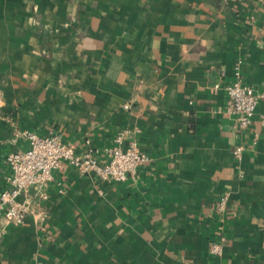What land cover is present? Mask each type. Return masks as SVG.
Returning a JSON list of instances; mask_svg holds the SVG:
<instances>
[{"label":"crops","instance_id":"crops-1","mask_svg":"<svg viewBox=\"0 0 264 264\" xmlns=\"http://www.w3.org/2000/svg\"><path fill=\"white\" fill-rule=\"evenodd\" d=\"M239 60L264 94V0H0V191L23 130L102 152L126 129L150 156L121 182L62 162L0 220V264H264V98L240 130Z\"/></svg>","mask_w":264,"mask_h":264},{"label":"built area","instance_id":"built-area-1","mask_svg":"<svg viewBox=\"0 0 264 264\" xmlns=\"http://www.w3.org/2000/svg\"><path fill=\"white\" fill-rule=\"evenodd\" d=\"M241 64V60L235 64L234 78L227 82L225 90L228 95L227 112L234 116L237 127L244 130L251 125L264 94L243 81ZM128 133L129 130H120L113 145L105 147L102 152L93 147L90 140H86L85 149L79 151L75 144L64 142L57 134L42 135L33 130L15 133L12 142L16 143L19 137L24 138L26 147L15 148L7 155L9 170L6 187L0 191V220L23 223L36 206L49 198L47 189L54 180L53 172L62 162H68L80 172L102 180H126L129 173H136L140 166L150 161V156L142 150L137 139L130 138ZM242 152L240 144L233 149L234 156L239 159ZM228 202V193L219 196L217 210L220 214L226 212ZM3 233L4 228L0 227V236ZM224 239L221 237V241L213 243L211 252L222 253Z\"/></svg>","mask_w":264,"mask_h":264}]
</instances>
